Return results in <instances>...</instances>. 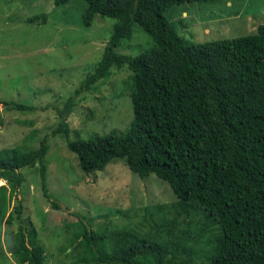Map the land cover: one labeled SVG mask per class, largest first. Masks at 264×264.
Listing matches in <instances>:
<instances>
[{"label":"trees","instance_id":"1","mask_svg":"<svg viewBox=\"0 0 264 264\" xmlns=\"http://www.w3.org/2000/svg\"><path fill=\"white\" fill-rule=\"evenodd\" d=\"M72 1L81 5L76 19L72 11L61 12ZM215 1L52 0L54 17L64 25L76 21L89 29L98 18L114 21L104 47L83 42L82 48L98 53L97 59L88 60L84 70L76 66L57 104H50L58 110L54 136L67 140L88 176L121 158L140 178L153 174L167 182L177 197L154 211L143 208L138 223L119 210L127 223L93 230L79 215L59 236L64 259L58 264H264V24L234 39L193 42L183 37L178 28L188 18L174 7ZM26 20L45 24L48 14ZM135 26L147 36L134 54H122ZM75 70H83L78 84H73L79 76ZM121 71L129 72L128 78L113 77ZM104 79L131 85L130 129L70 140L68 117L78 96ZM0 104L26 115L39 109L1 99ZM36 134L31 131L26 140H37ZM49 148L43 136L35 146L0 149V181H8L0 185V252L5 243L16 264H47L45 244L25 216L23 186L25 171H38L44 198L60 208L49 194ZM15 225V232H6Z\"/></svg>","mask_w":264,"mask_h":264},{"label":"rangeland","instance_id":"2","mask_svg":"<svg viewBox=\"0 0 264 264\" xmlns=\"http://www.w3.org/2000/svg\"><path fill=\"white\" fill-rule=\"evenodd\" d=\"M76 6L81 5L72 1L61 12L72 11L76 19L80 13ZM53 8L52 0H0V99L39 108L26 115L8 111L0 104V149L24 143L35 146L43 136L49 138L48 188L60 208H55L44 198L38 171L27 169L23 186L27 192L25 216L34 223L39 240L45 244L47 264H58L64 259L59 250L60 246L63 247V240L59 236L70 230L66 225L71 222L82 217H98L92 223L83 218L93 230L122 225L128 219L117 213L121 210L128 211L138 223L144 214L143 208L154 211L156 205H169L177 200L167 182L153 174L140 178L121 158L113 161L105 171L86 175L79 166L77 155L69 150L67 140L59 134L54 136L59 121L58 110L50 104H57L54 102L63 92L65 82L72 78L76 66L84 70L88 60L97 59L98 53L84 50L83 42L99 43L104 47L111 36L114 21H100L98 18L89 29L76 21L64 25L55 19ZM174 8L183 9V17L188 18L185 20L187 24L182 21L184 26L178 31L193 42L244 37L256 33L264 24V0H219L181 4ZM41 13L48 14L47 23L27 22L28 16ZM191 28L194 36L190 34ZM134 34L133 39L120 48L122 54H134L133 50L138 51L139 42L144 35L147 36L138 26L134 27ZM83 70H75V76ZM128 76L129 72L121 71L113 77L123 80ZM80 80L81 75L73 79V84ZM113 81L104 79L95 86L97 89H84L80 93L75 111L68 117L72 130L70 140L88 139L111 131L126 133L130 129L134 119L131 85H114ZM26 120L34 124L18 122ZM34 130L37 131V140H26ZM3 184L8 181H0V185ZM19 198L24 199L22 193ZM16 228L17 225L6 228V232H15ZM192 230H196L194 226ZM0 264H16L5 243L0 252Z\"/></svg>","mask_w":264,"mask_h":264}]
</instances>
